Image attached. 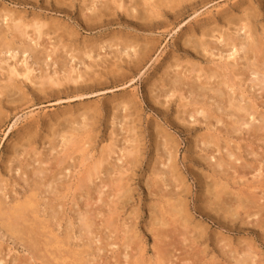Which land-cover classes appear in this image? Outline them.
<instances>
[{"label":"bare ground","instance_id":"1","mask_svg":"<svg viewBox=\"0 0 264 264\" xmlns=\"http://www.w3.org/2000/svg\"><path fill=\"white\" fill-rule=\"evenodd\" d=\"M55 1L56 3H58V5H70V7L72 6L73 2V0ZM79 1L81 3V7L79 8L78 17H80L81 20L83 19V23H85V25H87L88 27L95 28L98 26L97 23H100L105 16L113 18L111 19V21H113L118 15H122L123 17L131 21L134 20L137 23L141 22L140 24L144 26H157L159 22L163 21L164 14H166V12H178L179 15H181V9H184L183 7H185V5L191 6L192 3H194L196 0ZM231 1H233L234 3L230 7V9L228 7H226L225 9L224 7H221L219 10H217V15L215 18L210 17L206 22H204V25L197 26L198 29L194 28V30L197 29V31H194L193 29L189 31L188 35L185 34L186 39L183 38L184 42L182 41L184 46H187L188 49H190V52L192 50L195 55H198L200 58H206L210 63L214 64V67L212 69H207L206 71L205 68L202 71V69L200 68L201 65L200 67L198 65L199 63L192 64V62L189 69H186L184 72L187 74L198 72L197 74H199V76L195 75V78H198L200 80L202 78L204 84L210 83L209 86L207 85V87L206 85L203 86L204 84H195L196 82H192L191 84L190 82L187 83V81H184L185 78L181 76L182 73H174L176 75H174L172 86L169 89H167L166 87L167 90H162L163 92H159L162 93V96L164 95L165 99H168L165 100L166 103H169V99L177 94V100L180 103L178 108H183L182 110L180 109V111H177L178 114L175 117L176 121H178L180 124L186 126L187 124L191 123V120L193 125L196 123L199 124L200 122H204L206 132L209 134L206 133V136L203 134L204 141L202 139H196L192 144V148L197 149V151H199L200 153L205 152V149H207V147L211 145L215 149H212L211 151H209L208 149V152L206 153L212 152L211 154H213L215 152H221V144L224 143L225 145H227L228 143L232 142L231 135L240 136L243 132L247 135L251 133L253 135H256L259 131H264L263 117L260 118V123L258 122L256 126L254 125V122L256 120V117L254 116V106L251 104V102H249V100L248 102L245 101V94H248L249 92L247 87L243 88L244 84L248 82L250 84L248 86L249 89H255L256 92L264 91V24L260 26H258L257 24V18L260 16L259 13H261L260 10L264 8V0H257V5L255 7L252 0H249L250 2H245L244 0H241V2H238L236 0ZM202 2H204V0H202ZM208 2H210V0ZM43 18L44 17L40 16H32L29 20H27V17L25 15H20L19 13L12 12V10L6 9L5 7L0 10V54H2L3 56L1 58V61L7 62V60H12L11 63H8L5 66L6 75L4 78H2V80H0V126L1 124H3L4 118L6 117V113H4L3 111V108H6V105L13 106L15 104L18 105L20 102L27 101L26 95L24 93L26 84L23 85L24 83L32 84V86L36 88L35 90H37L35 94L39 93L40 95H45L46 93L51 94L55 92L58 94L59 90L56 89L63 87V85L65 84L71 83L79 84V86H81L80 84L85 82L87 83L88 80H91L93 77L98 78L97 76L101 75L98 70H91L92 68L96 69L97 67H103L102 65L106 64V57H99L100 55L98 53H95L97 50L104 51L106 47H108L109 49L115 47V49L113 48L114 55L111 58L113 61L112 63L110 62V64L107 63L109 64L110 68L113 67V70L107 71L111 77H123V75L126 73L122 68L123 65L127 66V68L131 65L136 66L144 62L145 58L147 57V53L150 52L151 47L148 46V42L145 43L143 41L144 45L140 46L139 44H137V42L135 43L133 41H128L127 39H121V37L118 38L119 36L117 37L114 35L112 37V40L102 42L95 46L85 45L86 43H83L81 47L79 46L78 48L75 47L74 49H71V46L69 45L59 46L62 45V39L61 37L59 38L57 35L55 37L54 35L57 43L54 42L55 44L52 43V45L48 44V46H52V53L55 52V54L58 53L59 55V53H61L62 51H68L70 53H74L75 56H86L88 59H90L91 63L86 67L83 65V61L81 63L78 62L80 66L83 65L86 71H80V69L76 68V64H72L69 69H67L66 71L64 70V72L61 73V70H63V64L66 61L65 56L52 57V55L50 54H44L45 51L41 52L42 49H36V46L39 44V40H41L43 37L48 38L50 35L56 34L58 29H60V27H58V24L54 25V23V26H51L54 22V20H51V18L49 20L50 23H48L49 21L46 20V18L45 20H43ZM59 32L62 33V36H68L67 33V35H64V32ZM9 34H12V38L10 40L8 39ZM15 38L33 43L32 45L27 43V46H23L22 44L21 47L16 46L14 41ZM50 38L52 37L50 36ZM39 47H41L40 44ZM39 53H43L42 57L41 55L39 56ZM6 55L8 57L7 60L5 59ZM48 57H51L49 63L47 62ZM70 59H74V56H70ZM18 63L20 65H18ZM51 66H57V68L50 71L48 69H50ZM45 67H48V71L45 70ZM178 67L179 66H175V68ZM170 68L172 67L168 66L164 68V72L162 71L161 76L157 79V81H155L156 84L153 83L150 86L151 88L149 87L150 89L148 92L151 94V98L154 101L161 96L160 94H156L158 91L155 93L157 84H159L160 82H164L165 79L168 78V76L170 75ZM204 70L207 73L204 72ZM36 72H38V74H36ZM252 76L254 77L252 78ZM233 77L237 80L234 81ZM242 77L245 78L243 79ZM18 79L23 80L24 83L21 82V80L19 81ZM214 80L218 81L214 82ZM19 82L21 83L19 84ZM97 83L100 84V82ZM91 85L95 84L92 83ZM185 85L189 86V89H187V91L184 90ZM236 87H238L239 91H237L239 93H236ZM228 90H230V92ZM153 93L155 94L152 95ZM192 96L193 98L190 99ZM17 100H19L20 102H18ZM5 101L6 103H4ZM15 101H17L18 103ZM209 101H211L210 104ZM171 103L173 102H170V104ZM157 104L163 106V103L159 101L157 102ZM189 107H192V109L187 110V108L189 109ZM128 108L129 107L125 102H121L118 106H116L115 111H119L122 115H124V113L122 112H125ZM122 109H124L125 111L123 110L121 112ZM89 113L91 112L86 111L85 113L80 115V117H82V120L80 122L77 121L76 117V119L73 120L69 117L70 120L63 121L62 126H57L58 129L55 128L54 130L50 131V137L44 136L42 143L40 142V146L38 147H41L42 150H45L47 144V150L49 151V154H52V152L61 154L59 156L62 157V161H59L62 164L64 162L66 167L64 166V169L58 171L59 173L57 175L61 174L62 171H65L70 167L67 163L68 160L77 159L78 167L72 172L69 171V173L71 174L68 175V180H65V175L61 177L62 179L60 178L61 181L65 180L64 182H66L65 184L63 182L64 188L62 189V191H59L60 188L55 185V182L57 181L55 176H51V179L43 178V180H37L35 178L31 179L29 175L25 174L26 178H21L23 173L26 172L20 166L21 160L17 161V159L18 157L24 159V157L28 155L29 152L33 151V153H35V151L38 150V148L32 147V145L35 143V136L33 137V135H30L29 137L28 135V138L25 140L24 144L16 143V145L14 143L12 147L8 148L9 156H7L5 162L7 164L8 172L11 173L14 170H17V167L15 165L20 167L21 174L18 176V178L20 177L19 180H22V182L24 183V187L26 186L27 190L18 200L13 201L11 204H4L0 201V229H2V231H4V233H6V235L10 239L18 242L28 252L27 256H30V259H27V261L32 260L36 262L37 260H41V264H88L90 261H92V259L89 260L90 258H92L90 257V247L91 244H93L92 242H94V238L97 237V233L93 234V226L96 225V221L93 222L95 218H91V215H89L87 212H85L87 214L77 215V219L79 222L78 232L80 235L77 234L76 238L82 241V245L71 246L70 241L71 239H73V236L75 237L74 233L71 230V232H69L66 229L61 236V233L59 234L58 232H55V230L51 227L52 222L50 221L56 219L55 215L50 216L52 217L50 221L41 219L40 217L41 202L38 199L39 196H41L45 192L59 199V195H61V193H63L66 189L70 190L71 187L76 185L75 191L79 192V194H86L85 197L89 199L91 196L89 195V193H91V191L93 190L94 192H97V199L101 201L103 188H108L107 184L109 182L107 178L111 174H114L113 182L110 181V184H115H112L114 188L112 193L108 189L113 195V197L109 195L111 199H115V203H112L114 209L108 211V219L105 223V226L110 225L108 226V228L112 227V230L113 225H118V217L115 218L117 213V208L115 206H121L124 203L127 204L128 202H130L132 189L129 184V178L133 176L132 174H130V172L133 168L138 167L137 165L141 160V137L138 138V135L135 134L136 128L134 127L135 125L133 126L134 122H131V125L133 127H131V125L130 127H127V125H129L130 123H122V120L127 117L129 111H127V115L125 114L122 120L119 119L121 115L118 117V114L115 115V112H113V115L110 119V125L113 131L111 132L110 138L108 136V144L102 146L101 150L97 152L98 154H95L93 152V149H95L93 148V140L95 138V134L93 135V130L95 126V120L97 119L96 117L98 116L97 113H93L92 115H90ZM197 116H201V119L203 120L199 122V120H197ZM223 116L228 121L225 122ZM128 118L130 117H127V120H131ZM134 121L136 122L135 119ZM118 125H120L119 129L117 128ZM156 131L157 129H155V132ZM211 131H213L214 134ZM122 133H125L127 136H125L124 139H118L119 135ZM224 135L228 136V138H224L225 140L222 139ZM152 137L154 138L153 143L156 153V162H154V165L150 171V178H147L146 181V190L148 191V197L151 198L150 201H152V205L151 203L149 205L150 213L148 215V217L150 218V222L148 224L153 241L152 249L153 253H155L156 256V260L154 259L155 264H173L175 261L173 262L172 259L175 257L176 253L175 241L178 237L182 238V243H184L185 241L190 242L191 247L193 246V248H196L199 241L198 239L202 240L206 232H204V229L199 225L193 226V232L189 231L190 226L194 220L189 214L188 202L185 198V193L187 192L188 188L185 186L184 180L177 175L179 171H177V147L173 144L174 139H172V137H169L168 135L166 136L165 132L162 133L161 131L154 133ZM59 143L60 145L58 146ZM207 143H209L210 145ZM39 154L42 155L44 153L43 151H41ZM115 155H117L116 158L114 157ZM214 156L211 157L210 155V157L214 160L213 166L216 169L220 168L222 171H219L218 173L213 171L210 175L208 174V176L204 175L205 180H210V182H204L203 185V188H205L204 191H202L203 194L201 195V197H203L204 199L203 203L205 204L204 208L202 207L203 211L206 210L205 212L213 215L212 219L218 220L220 222L219 224L221 225H228L229 223L234 224L238 220H241L244 223V221H247V219L254 218V226L260 228L261 230H264V205L259 202L261 201V199H264V195L262 194V192L264 193V170L261 169V167L255 168L254 170H252L254 174L251 176V179L249 178L250 180H247V174L245 173L246 175H241L240 169H242L243 171L247 168H252L248 167L246 163H243L241 159V162L238 166L234 165V163L236 164V162L239 161V158L234 156L232 152L226 153L228 161L232 159L231 162H228L227 164L221 157L215 159ZM198 158L203 161L202 155H198ZM211 158L207 156L206 159L211 161ZM122 159L124 160L121 161ZM115 161H121V164H117ZM159 165H161V169L159 168ZM227 167L229 168V170H233L232 173H237L233 178H231V180H235V186H238L240 188H235V186L231 187L230 184L232 185L233 182L229 184L230 180L229 182H227V178L225 179L224 177H220L223 174L224 169L226 172L229 171ZM42 173L44 174L46 172L41 170L40 168H37L30 175L33 174L32 176L39 177V174ZM248 173L250 172L248 171ZM201 175H199V177L203 180V175L202 177ZM224 176H228V174ZM30 179L31 181L29 184L28 180ZM71 179H73V181L76 180V182L73 183ZM97 180L99 181L98 184L95 183ZM239 180H241L242 182H240ZM48 182L50 184L46 186V183ZM40 186L41 188L45 187L46 190L43 191ZM168 187H171L174 190H178L172 192L171 190H167ZM258 191H260L259 195L262 194L263 197H257ZM57 199L53 200L57 201ZM248 223V221L245 222V224ZM131 224L125 221L121 224V226H119L122 227L124 231H121L124 234V237H128L124 239L126 240L125 242L123 241V250L120 249V247L119 249L124 251L123 256L124 259H126L125 263L132 260L134 261L133 264H143V241L139 238V235H137L135 225L133 223ZM106 239H108L107 236H105V240ZM131 241H135L134 243L138 244L137 250L135 249L136 251L134 253L133 250L126 252L130 246L127 244H129ZM98 242L101 245V239L98 238L96 244ZM113 242L114 244H108L107 246L109 247L117 244V242ZM220 243L222 242L220 241ZM160 246L161 248L164 247V250H162L163 252L161 251ZM223 247L225 246L223 245ZM223 247H221L220 250ZM165 248H167L166 251ZM97 249L100 250V247H98ZM200 250L201 249H198V251ZM201 251H203V249ZM231 252L232 251H223L222 253L228 255V253L232 254ZM234 253L235 254H233L232 256H228L229 259L233 260V264H255L254 251L246 249L245 252ZM191 254L189 253V255ZM88 256L89 259L87 258ZM211 258L212 257H210V260ZM200 260L198 261L200 262ZM153 263L150 262L149 264ZM105 264H107V262Z\"/></svg>","mask_w":264,"mask_h":264},{"label":"rangeland","instance_id":"2","mask_svg":"<svg viewBox=\"0 0 264 264\" xmlns=\"http://www.w3.org/2000/svg\"><path fill=\"white\" fill-rule=\"evenodd\" d=\"M206 1L208 2L209 0H204L206 5L204 2H202V0L201 1L196 0L195 1L196 3L195 2L192 3L191 6L185 5V7H183L184 9H181L183 15L182 14L179 15L178 12L175 13L166 12V14H164V18L166 19L163 18V21L159 22L157 26L156 25L144 26L140 24L141 22L137 23L134 20L131 21L129 19H126L122 15L120 16L118 15L115 17L113 21H111V19L113 18L105 16L107 19L104 17L102 20L103 22L102 21L100 23L98 22L97 27L91 28L85 25V23H83V19L81 20L80 17H78L79 8L81 7L80 6L81 3L79 0H73L71 7L70 5H66V6H62L60 4L58 5V3H56L55 0H0V10L3 7H5L6 9L12 10V12L19 13L20 15H25L27 17V20H29L32 16L44 17L43 20H45L46 18V20L48 21L51 18V20H54L51 26L58 24V27H60V29H58L56 34L50 35L52 38H50V36L48 38L43 37L41 40H39V44L41 47H39L38 44L36 46L37 48L36 47L35 48L38 50L42 49L41 52L45 51L44 54H50L52 55V57L65 56L66 61L63 64V70H61V73L64 72V70L66 71L67 69H69V67L72 64H76V68L80 69V71H86L83 65L87 67V65L91 63H90V59H88L86 56H81V57L78 55L75 56L74 53H70L68 51H62L61 53H59V55L58 53L55 54V52L52 53L51 52L52 46L50 47L48 46V44L52 45V43L54 42L57 43V40H55L56 35L59 38L61 37L62 39L61 42L62 45L59 46L69 45L71 46V49H74L75 47L78 48L79 46L81 47L83 43L84 44L86 43L85 45L95 46L102 42L112 40L113 35L117 37L119 36L118 38L121 37V39H127L128 41H133L135 43L137 42V44H139L140 46H143L144 42L145 43L148 42L149 44L148 46L151 47L150 52L147 53V57L145 58L144 62L136 66L131 65L132 67L130 66L128 68L125 65L122 66L123 70H125L126 72L123 75V77H111L107 72L109 70H113V67L110 68L109 64L110 62L112 63L113 61L111 58L114 55L115 47H112L111 49L106 47V49L104 48L105 49L104 51L97 50L95 53H98L100 55L99 57H104V58L106 57L105 58L106 64L102 65L104 68L97 67L96 69L92 68L91 70H98L101 75L97 76L98 78L96 77H93L92 79L90 78L91 80H88L89 83L88 82L82 83L80 84L81 86H79V84H71V83L65 84L63 85V87L56 89L59 90L58 94L56 92L51 94L46 93L45 95H40L39 93L35 94L37 91L35 90L36 88L33 87L32 84L24 83L23 80L20 79L21 82L24 83V84L22 83L23 85L26 84L25 85L26 88L24 87L25 88L24 93L26 95L27 101L20 102L19 100H17L21 104L19 103L18 105L15 104L13 106L6 105V108L5 107L3 108L4 113H6L5 114L6 117L4 118L3 124H1L0 126V201L4 204L5 203L11 204L13 201L18 200L27 190V187L26 186L24 187V183L22 182V180H19L20 177L18 178V176L21 174L20 167L15 165L17 167L16 168L17 170H14L13 172L10 173L8 172L7 164L5 163L7 156H9L8 148L12 147L14 143L24 144L25 140L28 138V135L29 137L30 135L31 136L33 135V137L35 136L36 139L32 147L38 148L40 146V142L42 143V140L44 139L43 137L44 136L50 137L51 136L50 131L54 130L59 125L62 126L63 121L70 120L69 119L70 117L72 120L77 118V121L80 122L82 120V117H80V115H82L86 111H90L91 112L89 113L90 115H92L93 113H97L98 116L96 117L97 119L95 120V126L93 130V135L95 134L94 135L95 141L93 140V148L95 149H93V152L95 154H98L97 152L101 150V147L108 144L107 142L109 141L111 132L113 131L110 125V119L111 116L113 115V112H115L114 113L115 115L118 114V117L121 115L119 119L122 120L124 115L125 114L127 115V111H129L127 117H130L128 119L131 120H127V117L125 116L126 120L125 119H124L125 121L122 120V123L123 122H126L127 124L130 123L129 125H127V127H130V125L132 124L131 122H134L133 126L135 125L134 127L136 128L135 134L138 135V138L141 137L140 138L141 160L140 163L137 165L138 167L133 168L130 172V174L133 175L129 178V184L132 189L130 195V202H128L127 204L126 203L122 204L123 206L122 205L115 206L117 208L116 209L117 213L115 218L118 217L117 218L118 225H113V230L111 229L112 227L111 228L109 227L112 231L108 228V226L110 225L105 226V223L106 220L108 219L107 216L108 211L114 209L112 203H115V199L114 198L111 199V197H113L111 193L114 189L112 184L114 183L110 184V181L113 182L114 174H111L107 178L109 182V183L107 182L108 184L106 183L108 185V188H103L102 190L103 191V194L101 196L102 202L97 199L98 194L93 190L91 191V193H89V195H91L89 199L85 197L86 194L85 195L79 194V192L75 191L76 185L71 187L70 190L67 189L65 191L63 190L64 192L61 193V195H59V199L53 197V195H50L46 192H45L46 194L44 193L41 196H39L38 199L41 202V206H40L41 219L50 221V219H52V217L50 216L55 215L56 219L50 221L52 222L51 227L55 230V232H58L59 234L61 233L60 234L61 236L63 235L66 229L67 231L69 232L72 231L74 233L75 237L73 236V239H71L70 241L71 246L82 245V241L76 238L77 234H79L78 232L79 222L77 219L78 218L77 215L88 213L89 215H91V218L92 217L95 218L93 222L96 221L95 223L96 225L93 226L94 227L93 234L97 233V237L94 238L95 243L92 242L93 244H91L90 247V253H91L90 257L92 258L89 259V256L87 257L89 260L92 259L93 262L90 261L88 264H105L106 262L107 264H127V263L133 264L134 261L132 260L125 263L126 259H124L123 256L124 251H122L124 248L122 247V244L126 241L124 239L128 237H124V234L122 233L124 231L122 227L119 226H121V224L125 221L130 224L133 223L135 225L136 233L137 235H139V238L143 241V249H144L143 264H149L150 262L152 263L154 262L153 264H155L154 259L156 258V256L155 253H153L152 235L150 233V228L148 224L150 222L149 221L150 218L148 217L150 213L149 205L150 203L152 205V201H150L151 198L148 197V191L146 190L147 189L146 181L147 178L148 179L150 178V171L154 165V162H156V153L153 143L154 138L152 136L154 133L160 131L162 133L165 132L166 136L168 135L169 137H172V139H174L173 144L177 147L176 160L178 161L177 171H179L177 175L184 180V184L188 188L186 192L188 195L185 193V198L187 199L188 202L189 214L195 221L192 222L189 231L193 230V226L199 225L204 229V232H206L202 240L198 239L199 241L197 244L198 249L201 250L203 249L204 252L201 250L198 251L197 247L196 248H193V246L191 247L190 242L185 241L184 243H182V238L178 237L177 240L175 241L176 253H175V257L172 259L173 262L175 261L173 264H200V263L212 264L213 261H214L213 264H233L234 263L233 260L229 259L228 256H232L233 254H235L234 252H245L246 249H250L251 251H254L255 264H264V230H261L260 228L254 226V222H253L254 218L247 219V221L249 222L248 224H245V222L247 221H244L243 223L241 220H238L234 224L229 223L228 225H221L219 224L220 222L218 220L212 219L213 215L208 214V212H205L206 210L203 211L202 207L204 208L205 204L203 203L204 200L203 197H201V195L203 194L202 191H204L205 189L203 188L204 182H208V183L210 182V180H208L209 178L207 179L208 181L205 180L204 175L208 176V174L210 175L213 171L217 173L219 171L220 172L222 171L220 168L219 170L213 166L214 160L211 157L214 155H215L214 156L215 159L221 157L223 160H225L224 162L227 164L228 162L230 163L232 159L228 161L226 153L232 152L234 156L239 158V161H237L236 164L234 163V165L238 166L242 161L243 163H246L248 167L252 168V169L247 168L243 171L242 169H240L241 173L239 170V173L241 175L245 173L247 174V175L245 174L246 177L248 178L247 180L251 179V176L254 174L252 170H254L255 168L261 167V169L264 170V133H263L264 131H259L258 134L256 135H253L251 133L249 134L250 136L245 134L244 132L241 133L240 136L231 135L232 142L228 143L227 145H225L224 143L221 144L222 145L221 152H215L213 154H211L212 152L206 153L208 152V149L209 151L215 149L211 145L207 147V149H205V152L200 153L199 151H197V149L192 148V144L196 139H202L204 141V135L206 136L207 134H209L206 132V127L204 125V122L202 123L200 122L201 120H203L201 119L202 117L197 116L198 117L197 120H199L200 122L199 124L201 125H199L196 122H194L196 124L193 125L192 120L190 121L191 123L187 124L186 126L180 124L178 121H176L175 117L178 114L177 111H180V109L182 110L183 108L180 109L178 108L180 103L177 100V94L171 97L172 99L171 98L169 99L170 102H173L170 104V102L166 103L165 100L168 99H165L164 95L162 96L161 95L162 93H159L160 91L163 92L162 90H167L172 86V83L174 81V75H176L174 73H182L181 76L185 78L184 81L185 82L187 81V83L190 82L191 84L192 82L193 83L196 82L195 84L203 85L204 82L202 78L201 80L195 78L196 76H199V74H197L198 72L197 73L192 72L191 74L184 73L186 69H189L192 62H193L192 64L199 63L198 65L199 67L201 65L200 68L202 69V71L205 68L207 71V69L209 70L214 67L213 63H210L206 58H200L198 55H195V53L192 50L190 52V49H188V47L184 46L183 44L184 42L183 38L186 39V35L189 34L188 33L189 31H191L192 29L194 30V28L198 29L197 26L199 25H204L205 24L204 22H206L208 18L210 17L215 18L217 15L216 13L217 10H219L221 7H224V9L228 7L230 9L232 4L234 3L231 0H213V1L210 0V2L208 3ZM236 1L241 2V0H236ZM244 1L250 2L251 0L250 1L244 0ZM256 1L257 0H252L254 7L257 5ZM260 12H261L259 13L260 16L258 17L259 19L257 18L258 26L264 24L263 22L264 8H262ZM48 23H50V21ZM197 29L195 30L197 31ZM59 31L64 32L63 33L64 35L67 33L68 36H62V33ZM11 38H12V34H9L8 39L10 40ZM46 39L47 40L49 39L48 41H50L51 43L48 42ZM14 41L16 46H20V47L22 45L27 46V43H29L26 40H21L16 38L14 39ZM32 43L29 44L32 45ZM42 54L39 53V56L41 55L42 57ZM0 55H1L0 80H2V78H4L6 75L5 66L8 63H11L12 60L8 61L7 60L8 57L6 55L5 59L7 60V62H3L1 61V58L3 56L2 54ZM70 56H74V59H70ZM50 58L51 57L47 58L48 63L51 60ZM82 61H83V65L80 66L79 63H81ZM18 65L20 64L18 63ZM168 66L172 67L170 68L171 69L170 75L168 76L167 79H165L164 82L162 83L160 82L159 84H157L156 87L157 89L155 90V93L158 91L156 94L157 95L160 94L161 96L158 98L159 100L156 99L154 101L151 98V94L148 91L151 88L150 86L153 83H155V81H157V79L161 76L162 71L164 72L165 70L164 68ZM175 66H179V67L175 68ZM45 68H46L45 70L48 69V67ZM56 68L57 66L56 67L51 66L50 69L48 70L52 71L53 69ZM206 71L204 70V72ZM36 74H38V72H36ZM253 77L254 76H252V78ZM242 78L244 79L245 77ZM235 80L237 79L234 78V81ZM216 81L218 80H214V82ZM21 82H19V84ZM97 82H100V84H98ZM90 83L91 84L93 83L95 85H91ZM209 84H204L203 86L205 85L209 86ZM249 85L250 84L246 82L243 86V88L247 87L249 92L248 94H245V101L248 102L249 100V102H251V104L254 106V110H255L254 116L256 117L254 125L256 126L258 122L259 123L261 122L260 118L261 117L264 118V91L256 92L255 89H249L248 88ZM185 86H184V90L187 91V89H189V86L188 85ZM235 89H236V93H239L238 87H236ZM228 91L230 92V90ZM155 93H153L152 95H154ZM192 98L193 96L190 99ZM156 101L163 103V106L157 104ZM121 102L123 103L125 102L129 107L128 109H130V110L127 109L126 111L122 109L121 112L123 110L126 112V113L122 112L124 113V115H122L119 111H115L116 106H118ZM210 102L211 101H209V104ZM4 103H6V101ZM163 108H165L166 111ZM191 109L192 107H189V109L187 108V110H191ZM134 119L136 120V122L134 121ZM224 121L226 122L228 120L224 117ZM133 126L131 125V127ZM117 128L119 129L120 125H118ZM155 129H157L156 132ZM211 132L214 134L213 131ZM125 136L127 135L125 133H122L119 135L118 139L120 138L124 139ZM197 136L198 137L201 136L202 138L201 137L198 138ZM226 137L228 138V136L224 135L222 139ZM59 145L60 143L58 144V146ZM47 147L48 145L46 144L45 150H42L40 147L38 148L37 151H35V153H33V151L29 152V154L26 155L24 159L18 157L17 161L21 160L20 166L26 172L23 173L21 178L23 179L26 178L25 174L29 175L31 179L35 178L37 180H41V179L43 180V178L51 179V176H55L57 180L55 182V185L60 188L59 191H62V189L64 188L63 182L65 180H68L69 178L68 175L71 174L69 173V171L72 172L76 170L78 167L77 159L68 160L67 163L70 167L67 170L62 171L61 174L57 175L59 173L58 171L66 167L65 163L63 162L62 164L59 161V160L62 161V157L59 156L61 154H57L55 152L49 154ZM227 149L230 151H228ZM41 151H43L44 154L42 155L39 154ZM198 155L203 156V161L198 158ZM207 156L212 160L211 161L207 160L206 159ZM114 157L116 158L117 155H115ZM123 160L124 159H122L121 161ZM121 161L119 162L115 161V162L117 164H121ZM228 167L227 169L229 170ZM37 168H40L46 173L39 174V177L32 176L33 174L30 175ZM159 168L160 169L162 168L161 165H159ZM223 171L224 172L220 177H224L225 179L227 178L226 179L228 180L227 182H229L230 180L229 184L233 182L232 185L230 184V186L234 187L235 180L232 181L231 178H233L237 173L236 174H234V172L232 173L233 171L232 169L229 170L228 172H226L225 169ZM248 171L251 174L248 173ZM201 173L204 178L203 180L199 177ZM227 174L228 176H224ZM63 175L66 176V179L61 181L60 178ZM31 179L28 180L29 184ZM71 181H73V179H71ZM239 181L242 182L241 180ZM75 182L76 180L73 181V183ZM65 183L66 182H64V184ZM95 183L98 184L99 181L97 180ZM48 184L50 183L49 182L46 183V186ZM235 188H240V187L235 186ZM41 189H43V191L46 190L45 187H42ZM108 189L111 191V193ZM167 190H171L172 192H175V190L178 189L174 190L171 187H168ZM259 192L260 191L257 192L258 194L257 197H263L262 194L264 195V193L262 192V194L260 193L261 195H259ZM109 195H111V197ZM53 199L55 200L57 199V201ZM42 201L43 202L45 201L47 204L45 202L44 204ZM259 202L264 205V199L263 200L261 199V201ZM105 236H107L108 239L105 240ZM98 238L101 239V245L99 242L96 244ZM9 239L10 238L6 235V233H4L2 229H0V264H39V263L41 264V260H37L36 262L32 260L27 261V259H30V256H27L28 252L18 242ZM113 241L115 242L118 241L119 243L117 242V244H115L114 246L108 247L107 246L108 244H114ZM220 241L222 243H220ZM134 242L135 241H131L129 244H127L130 246L126 252L133 250L134 253L137 250L138 244H135ZM223 245L225 247H223ZM98 247H100V250L97 249ZM119 247L122 250H120ZM221 247H223L221 249L222 252L232 251L231 252L232 254L229 253L228 255L223 254L220 250ZM166 249L167 248H165V251ZM162 250H164V247L161 248V251ZM189 253L192 254L189 255ZM210 257H212L211 260ZM198 260H200V262Z\"/></svg>","mask_w":264,"mask_h":264}]
</instances>
